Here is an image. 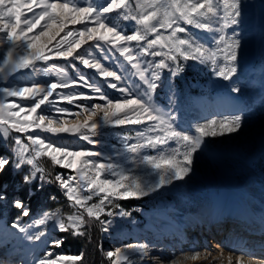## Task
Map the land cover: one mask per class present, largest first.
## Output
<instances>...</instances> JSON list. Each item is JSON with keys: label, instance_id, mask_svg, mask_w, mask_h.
Wrapping results in <instances>:
<instances>
[{"label": "rangeland", "instance_id": "374dc122", "mask_svg": "<svg viewBox=\"0 0 264 264\" xmlns=\"http://www.w3.org/2000/svg\"><path fill=\"white\" fill-rule=\"evenodd\" d=\"M178 1L147 0V25L137 0H0V264H86L97 249V264H194L192 235L217 249L183 229L194 211L170 204V183L134 181L195 135L194 94L264 86V0Z\"/></svg>", "mask_w": 264, "mask_h": 264}, {"label": "bare ground", "instance_id": "6f19581e", "mask_svg": "<svg viewBox=\"0 0 264 264\" xmlns=\"http://www.w3.org/2000/svg\"><path fill=\"white\" fill-rule=\"evenodd\" d=\"M137 2L141 10L146 8L144 21L150 25L157 18L156 12L150 13L147 0ZM245 82L241 81V86L236 85L237 93L233 102H214L206 94H194L193 100L201 107L192 111L189 117L194 122L189 123V126L195 135L171 148L169 155L134 181V187L142 190H147L151 184L170 183L166 196L173 199L169 200L170 204L178 198L180 211L190 208L194 211L183 229L188 230L195 223L197 226L191 230L197 234L205 231L201 239L207 240L208 236L209 240L213 236L211 247L217 248L213 252L202 250L201 244L195 241L197 235L191 236L192 241L184 242L182 249L189 250L196 257L194 264H264L263 260H255L254 263L243 261L240 254L248 252L264 255V241L260 237L264 236V174L252 168L256 162L253 155L258 153L256 150L264 142V86L250 89V83L247 86ZM206 106H209L207 110L204 109ZM2 170L3 165L0 164V173ZM148 216L149 225L159 234H162L164 226L174 233L170 222L157 214L148 213ZM193 219L198 220L191 222ZM229 230L232 234L227 235L226 231ZM185 238L180 233L179 238L170 243L177 244V239L179 242ZM223 247L229 254L222 252ZM231 251L239 254L235 255Z\"/></svg>", "mask_w": 264, "mask_h": 264}, {"label": "trees", "instance_id": "16d2710c", "mask_svg": "<svg viewBox=\"0 0 264 264\" xmlns=\"http://www.w3.org/2000/svg\"><path fill=\"white\" fill-rule=\"evenodd\" d=\"M26 194L27 193H25L24 195H26ZM72 244L74 246L82 247L83 248V246H84L85 243H84V241H81V240H74L72 242ZM98 258H99V250L97 249L95 255L89 256V253H88L87 255H84V257L82 258V261H84V259H85L86 264H95L98 261Z\"/></svg>", "mask_w": 264, "mask_h": 264}]
</instances>
